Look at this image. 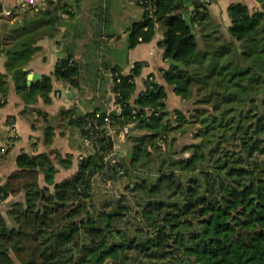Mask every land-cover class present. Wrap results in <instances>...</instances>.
<instances>
[{
	"label": "trees",
	"instance_id": "16d2710c",
	"mask_svg": "<svg viewBox=\"0 0 264 264\" xmlns=\"http://www.w3.org/2000/svg\"><path fill=\"white\" fill-rule=\"evenodd\" d=\"M257 1L258 10L231 4L225 33L211 19L210 1L192 0L193 34L184 0H150L154 9L131 25L129 43L150 42L164 27L165 85L149 75L137 93L143 63L129 75L118 72L113 91L120 112L110 113L142 133L129 137L131 152L115 163L105 160L113 138L105 132L93 139L78 169L60 181L48 153L22 151L17 170L0 186V207L11 196L24 197L6 215L0 209V264H264V0ZM52 20L50 9L38 11L15 36L1 38L7 74L27 104L37 96L49 102L55 80L79 86L80 68L67 60L28 84L25 67L40 49L37 41L51 34ZM6 78L0 75L4 97ZM166 85L189 109H168ZM67 113L82 136L87 119L107 114ZM174 130L190 141L176 151L179 157L158 158ZM56 157L72 168L71 157ZM151 163L158 165L155 180L142 177L125 195L95 203L96 178L107 183L108 174L114 182Z\"/></svg>",
	"mask_w": 264,
	"mask_h": 264
},
{
	"label": "crops",
	"instance_id": "0c3cea01",
	"mask_svg": "<svg viewBox=\"0 0 264 264\" xmlns=\"http://www.w3.org/2000/svg\"><path fill=\"white\" fill-rule=\"evenodd\" d=\"M24 1L0 0V38L15 36L25 19L29 20L38 11L50 9L53 19L51 34L37 41L40 49L25 67L28 75H39L30 83L27 76L28 84L41 80L44 75H53L57 65L67 60L80 68L79 86L55 80L49 102L37 96L27 104L16 90L12 75L7 74L6 56H0V75H7L8 88L6 97L0 94V101H6L0 105V186L17 170L16 159L22 151L32 155L48 153L58 169L57 181L69 177L78 169L80 158L87 155L86 148L92 149V146L83 141L67 111L73 116L94 111L118 113L120 106L113 91L118 72L129 75L136 63H143L141 75L136 78L138 93L149 75L165 85L161 71L169 67L164 58V27L161 24L153 40L130 46V27L144 14V8L135 0H35L38 9L22 8ZM206 1H210L211 19L220 22L225 33L231 22L228 12L231 4L243 2L251 10L262 8L257 0ZM16 24L21 26L20 30L13 28ZM166 89L168 109L182 110L172 107L171 102L175 99L186 101L177 96L171 86L166 85ZM48 129L52 132L50 139ZM56 156L71 157L72 168L65 169ZM16 200H24L23 194L6 199L5 208Z\"/></svg>",
	"mask_w": 264,
	"mask_h": 264
},
{
	"label": "rangeland",
	"instance_id": "374dc122",
	"mask_svg": "<svg viewBox=\"0 0 264 264\" xmlns=\"http://www.w3.org/2000/svg\"><path fill=\"white\" fill-rule=\"evenodd\" d=\"M171 106L181 107L182 110L185 111L189 107V104L187 102H180V100L175 99L171 102ZM129 131L127 132L124 129H119L116 127L111 130L110 136L114 140V151L116 152V155L120 161L125 159L132 150V140L129 137L142 133L141 131ZM189 141L190 138L188 137L186 132L181 130H174L170 136L168 145L164 147L161 156H158V158H165L166 156L173 158L179 157V154H176V151L179 150L182 144H185ZM91 150L92 149L90 148H86V152L88 153ZM157 173L158 165H156V163H151L146 167H139L137 170L132 171V173L128 175L119 177V179H116L111 184H107L102 179L96 178L93 189L94 201L97 205H100V203L106 198H115L121 195H125L127 193L126 186L128 184L133 185L134 182L139 181V179L142 177L152 182L158 176ZM6 205L7 204L3 203L0 207L3 215H6V212L8 211V209L5 208ZM6 218L9 220L8 216H6Z\"/></svg>",
	"mask_w": 264,
	"mask_h": 264
},
{
	"label": "built area",
	"instance_id": "2783aa9c",
	"mask_svg": "<svg viewBox=\"0 0 264 264\" xmlns=\"http://www.w3.org/2000/svg\"><path fill=\"white\" fill-rule=\"evenodd\" d=\"M139 5H141L144 9H148L149 11H153V6L150 4V0H135ZM206 1V0H204ZM22 8H33L38 9L39 6L35 2V0H26L21 3ZM7 14H11L10 11L7 12ZM152 79V78H151ZM100 114L98 113L96 116H93L84 123L83 130L86 131V135L83 136V141L86 144H89L92 146L93 139H96L98 137L103 136V134L106 132V134L110 135V131L116 127L119 129H124L125 131H129L130 125H122L121 123H116L115 120L110 116V113H107L105 117H103L102 120H99L98 117ZM106 161H110L111 163H115L117 161V155L116 152H112L110 155H108L105 158ZM107 179V184H111L112 180L109 178L108 174L105 177Z\"/></svg>",
	"mask_w": 264,
	"mask_h": 264
},
{
	"label": "water",
	"instance_id": "95a60500",
	"mask_svg": "<svg viewBox=\"0 0 264 264\" xmlns=\"http://www.w3.org/2000/svg\"><path fill=\"white\" fill-rule=\"evenodd\" d=\"M185 4H186V8H187V11H186V19L187 21L189 22V25L192 29V32L193 34H195V30H194V26H193V23L191 22V17L189 16V8L192 6V0H184ZM170 64L171 65H175V66H181L183 67V64L182 63H178L176 62L175 60H171L170 61ZM39 75L37 74H29L28 75V80H29V83L32 81V80H36L38 78Z\"/></svg>",
	"mask_w": 264,
	"mask_h": 264
}]
</instances>
